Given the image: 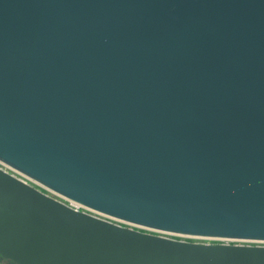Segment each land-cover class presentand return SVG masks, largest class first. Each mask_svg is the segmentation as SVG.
<instances>
[{"label":"water","instance_id":"95a60500","mask_svg":"<svg viewBox=\"0 0 264 264\" xmlns=\"http://www.w3.org/2000/svg\"><path fill=\"white\" fill-rule=\"evenodd\" d=\"M0 160L149 229L264 241V0H0ZM10 264H264L78 212L0 170Z\"/></svg>","mask_w":264,"mask_h":264},{"label":"built area","instance_id":"2783aa9c","mask_svg":"<svg viewBox=\"0 0 264 264\" xmlns=\"http://www.w3.org/2000/svg\"><path fill=\"white\" fill-rule=\"evenodd\" d=\"M0 170H2L3 172L9 174L10 176L14 177L15 179L23 182L24 184L36 189L37 191L41 192L42 194L53 198L54 200L59 201L60 203L70 207L71 209L78 211V212H83L86 213L88 215H91L93 217L114 223L118 226H122V227H127L130 229L133 228H140V229H145V230H149V231H153L156 233H161V234H172L169 232H163V231H157V230H153V229H149L143 226H139V225H135L114 217H111L109 215L103 214L99 211H96L94 209H91L85 205H82L78 202L72 201L60 194H58L57 192L51 190L50 188H48L47 186H45L43 183L37 181L36 179L30 177L29 175L25 174L24 172L18 170L17 168L7 164L6 162L0 160ZM135 230V229H133ZM138 231V230H137ZM222 240H226L227 238H221ZM227 240H231V239H227ZM236 240H240V239H236ZM243 241V240H242ZM255 242H264L261 240H254Z\"/></svg>","mask_w":264,"mask_h":264},{"label":"rangeland","instance_id":"374dc122","mask_svg":"<svg viewBox=\"0 0 264 264\" xmlns=\"http://www.w3.org/2000/svg\"><path fill=\"white\" fill-rule=\"evenodd\" d=\"M133 229L138 230L143 233H147V234H153V235H158L161 237H166V238H170L174 240L187 241V242L198 243V244H208V245L229 244V245H245V246H264V242H255L254 240H243V241L236 240V239L222 240L221 238H217V237H200V236L185 235L181 233H172L168 235V234L156 233L153 231L140 229V228H133Z\"/></svg>","mask_w":264,"mask_h":264},{"label":"crops","instance_id":"0c3cea01","mask_svg":"<svg viewBox=\"0 0 264 264\" xmlns=\"http://www.w3.org/2000/svg\"><path fill=\"white\" fill-rule=\"evenodd\" d=\"M0 264H10L7 260L0 258Z\"/></svg>","mask_w":264,"mask_h":264}]
</instances>
